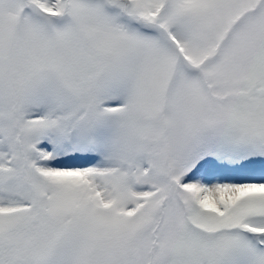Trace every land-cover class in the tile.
Instances as JSON below:
<instances>
[{
	"label": "snow or ice",
	"instance_id": "1",
	"mask_svg": "<svg viewBox=\"0 0 264 264\" xmlns=\"http://www.w3.org/2000/svg\"><path fill=\"white\" fill-rule=\"evenodd\" d=\"M0 264H264V0H0Z\"/></svg>",
	"mask_w": 264,
	"mask_h": 264
}]
</instances>
